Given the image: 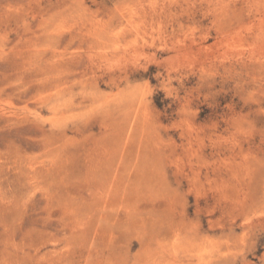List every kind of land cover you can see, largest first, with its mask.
I'll list each match as a JSON object with an SVG mask.
<instances>
[{"label":"rangeland","instance_id":"obj_1","mask_svg":"<svg viewBox=\"0 0 264 264\" xmlns=\"http://www.w3.org/2000/svg\"><path fill=\"white\" fill-rule=\"evenodd\" d=\"M0 264H264V0H0Z\"/></svg>","mask_w":264,"mask_h":264}]
</instances>
